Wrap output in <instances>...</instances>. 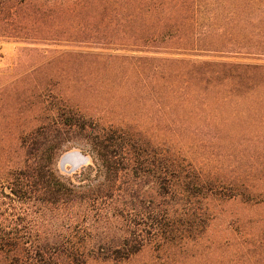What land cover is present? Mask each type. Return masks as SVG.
I'll list each match as a JSON object with an SVG mask.
<instances>
[{
	"label": "rangeland",
	"instance_id": "1",
	"mask_svg": "<svg viewBox=\"0 0 264 264\" xmlns=\"http://www.w3.org/2000/svg\"><path fill=\"white\" fill-rule=\"evenodd\" d=\"M149 9L126 23L123 9L86 0H0V264H43L38 250L75 225L98 237L136 229L144 246L119 264H264V0ZM91 124L180 155L228 190L203 198L204 223L179 228L198 229L191 237L158 251L144 179L130 175L135 205L122 192L94 209L24 194L17 174L38 167L77 186L94 178L81 174Z\"/></svg>",
	"mask_w": 264,
	"mask_h": 264
},
{
	"label": "trees",
	"instance_id": "2",
	"mask_svg": "<svg viewBox=\"0 0 264 264\" xmlns=\"http://www.w3.org/2000/svg\"><path fill=\"white\" fill-rule=\"evenodd\" d=\"M89 3H99L116 9H123L125 13L121 20L126 23L142 20V16L155 5V0H86ZM118 6V7H117ZM113 9V8H111ZM147 13H142V12ZM132 27V25H131ZM141 27L137 28V31ZM150 32H148L149 34ZM155 33V31H154ZM153 32L150 35L154 34ZM82 130L87 126L80 125ZM89 137L94 147L93 163L81 172L95 176L85 185H75L65 178L54 175L44 167L35 169V178L25 176V172L17 174V182L25 179L27 192L42 188L46 196L51 197L52 203L58 207H73L77 204L100 207L105 200H112L122 192L134 204L138 197L130 182V175L144 179L150 183V190L154 195L149 197L153 218L150 234L156 243V249L163 245L173 244L191 237L193 231L188 229L204 223V215L199 214L203 198L207 195H218L228 190L224 185H213L191 164L180 155L168 151L151 148L149 143L142 142L128 132H121L113 128H100L90 125ZM19 178V179H18ZM30 178L31 182L29 181ZM125 180V181H123ZM123 181V182H122ZM126 186L130 187L128 191ZM29 188V189H28ZM205 190L203 196L202 191ZM20 193V192H19ZM135 205V204H134ZM133 205V206H134ZM132 206V205H131ZM134 210V209H131ZM181 213V214H180ZM185 217V222L183 218ZM177 217V218H176ZM188 226L187 229H179ZM75 225L72 229H62L60 241L52 248L38 250L44 254L43 264H88L90 260L119 264L138 254L144 246V241L136 229H117L120 235L110 237L109 232L99 237L94 234L95 229H79ZM8 232L0 229V254L9 251ZM54 259V261H52ZM12 264V262H11Z\"/></svg>",
	"mask_w": 264,
	"mask_h": 264
},
{
	"label": "bare ground",
	"instance_id": "3",
	"mask_svg": "<svg viewBox=\"0 0 264 264\" xmlns=\"http://www.w3.org/2000/svg\"><path fill=\"white\" fill-rule=\"evenodd\" d=\"M78 156L79 155L77 153H72V154L69 155V157H74V158H77ZM80 161H81V159H80ZM62 162H63V160H62Z\"/></svg>",
	"mask_w": 264,
	"mask_h": 264
},
{
	"label": "water",
	"instance_id": "4",
	"mask_svg": "<svg viewBox=\"0 0 264 264\" xmlns=\"http://www.w3.org/2000/svg\"><path fill=\"white\" fill-rule=\"evenodd\" d=\"M77 166H79V164H78V165H76V166H74V168H76Z\"/></svg>",
	"mask_w": 264,
	"mask_h": 264
}]
</instances>
